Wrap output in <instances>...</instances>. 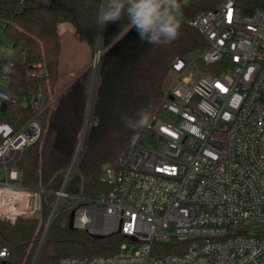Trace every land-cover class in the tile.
Masks as SVG:
<instances>
[{"label": "built area", "instance_id": "2783aa9c", "mask_svg": "<svg viewBox=\"0 0 264 264\" xmlns=\"http://www.w3.org/2000/svg\"><path fill=\"white\" fill-rule=\"evenodd\" d=\"M190 25L207 47L172 62L160 111L104 168L111 189L99 198L67 191L85 131L57 190L21 184L18 162L53 99L34 93L32 115L15 126L1 105L18 101L7 86L16 62L0 39V218L39 216L48 206L30 264L62 209L73 212L74 229L123 241L112 255L57 264H264V8L243 13L224 0ZM26 72L45 75L41 64ZM8 255L0 242V264Z\"/></svg>", "mask_w": 264, "mask_h": 264}, {"label": "trees", "instance_id": "16d2710c", "mask_svg": "<svg viewBox=\"0 0 264 264\" xmlns=\"http://www.w3.org/2000/svg\"><path fill=\"white\" fill-rule=\"evenodd\" d=\"M223 1L180 0V34L165 46L142 41L134 27L127 30L126 15L101 28L98 15L103 0H0V39L4 37L9 43L16 62L7 86L18 97L17 102L8 103L6 114L15 126H20L32 115L28 100L34 93L40 92L44 103L54 98L40 115L38 139L18 162L21 184L57 190L85 131L67 191L81 192L87 198L107 195L111 187L102 181L103 170L114 164L138 130L125 127L121 117L136 119L140 111L150 116L160 111L172 62L207 47L190 21ZM233 2L243 13L264 8V0ZM68 25L77 42L91 50L98 45L100 56L95 69H85L58 94L77 72L72 69L67 81H61L63 85L59 86L60 29ZM97 36H102L103 42H98ZM31 64H41L45 75L29 76L26 67ZM47 199L53 200L54 195L49 194ZM47 214L44 203L40 217L18 216L14 221L0 218V242L9 250L3 264H30ZM68 218L69 211L62 209L37 264H57L62 257L109 256L119 250L123 241L120 234L93 238L85 230L69 229ZM170 251L166 248V252Z\"/></svg>", "mask_w": 264, "mask_h": 264}, {"label": "clouds", "instance_id": "9594fccd", "mask_svg": "<svg viewBox=\"0 0 264 264\" xmlns=\"http://www.w3.org/2000/svg\"><path fill=\"white\" fill-rule=\"evenodd\" d=\"M126 15L127 30L135 28L142 41L153 45H168L179 37L183 19L180 0H103L98 15V25L103 28L109 22H115ZM103 42L102 36H97ZM125 127L142 129L148 126L150 114L137 113L132 119L122 116Z\"/></svg>", "mask_w": 264, "mask_h": 264}, {"label": "rangeland", "instance_id": "374dc122", "mask_svg": "<svg viewBox=\"0 0 264 264\" xmlns=\"http://www.w3.org/2000/svg\"><path fill=\"white\" fill-rule=\"evenodd\" d=\"M72 31L73 29L70 25L66 26V28L62 27L60 29V33H62L60 75H59V81H58L60 87L63 85L61 81L63 82L67 81L66 79H68V76L70 75L69 73L71 71L73 70H74L73 72L77 71L72 77L73 79L77 74H79L83 70L87 68L95 69L96 67V63L94 65L93 60H94L95 55L98 54V50H99L98 45H95L92 50L89 49L86 45L76 41V39L72 35ZM4 43H5L7 52L12 55V49L9 43L7 41H5ZM66 85L62 86L60 91ZM130 249H131V246L127 245V248L125 251H129Z\"/></svg>", "mask_w": 264, "mask_h": 264}, {"label": "water", "instance_id": "95a60500", "mask_svg": "<svg viewBox=\"0 0 264 264\" xmlns=\"http://www.w3.org/2000/svg\"><path fill=\"white\" fill-rule=\"evenodd\" d=\"M99 56H100V52H98V54H97V56L95 55V57H94V60L93 61H96V60H98V58H99ZM84 71V70H83ZM82 71V72H83ZM82 72H80L79 74H77L58 94H60L76 77H78ZM57 94V95H58ZM56 95V96H57ZM55 96V97H56ZM54 99V98H53ZM6 107H7V104H6V102H3L2 103V105H1V110L2 111H5V109H6ZM83 140H84V137H83ZM72 220H73V212L71 211L70 212V214H69V218H68V228L69 229H74V227H73V225H72ZM92 237L93 238H102L103 236L102 235H92Z\"/></svg>", "mask_w": 264, "mask_h": 264}, {"label": "crops", "instance_id": "0c3cea01", "mask_svg": "<svg viewBox=\"0 0 264 264\" xmlns=\"http://www.w3.org/2000/svg\"><path fill=\"white\" fill-rule=\"evenodd\" d=\"M64 28H66V27H64Z\"/></svg>", "mask_w": 264, "mask_h": 264}, {"label": "bare ground", "instance_id": "6f19581e", "mask_svg": "<svg viewBox=\"0 0 264 264\" xmlns=\"http://www.w3.org/2000/svg\"><path fill=\"white\" fill-rule=\"evenodd\" d=\"M97 56V55H96Z\"/></svg>", "mask_w": 264, "mask_h": 264}]
</instances>
